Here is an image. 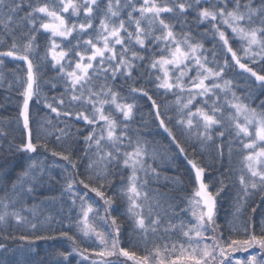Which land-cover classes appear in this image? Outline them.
Wrapping results in <instances>:
<instances>
[{
  "label": "snow or ice",
  "instance_id": "snow-or-ice-1",
  "mask_svg": "<svg viewBox=\"0 0 264 264\" xmlns=\"http://www.w3.org/2000/svg\"><path fill=\"white\" fill-rule=\"evenodd\" d=\"M6 60L21 137L0 125V159L18 155L21 171L0 174V238L27 247L9 259L16 250L0 243V264H45L23 258L56 238L26 208L45 180L69 209L66 224L46 218L72 245L52 264H264V0H0ZM230 72L247 74L243 89ZM141 99L168 149L142 116L136 126ZM49 139L59 180L35 158ZM180 156L187 186L161 167ZM226 196L260 219L222 226Z\"/></svg>",
  "mask_w": 264,
  "mask_h": 264
},
{
  "label": "trees",
  "instance_id": "trees-1",
  "mask_svg": "<svg viewBox=\"0 0 264 264\" xmlns=\"http://www.w3.org/2000/svg\"><path fill=\"white\" fill-rule=\"evenodd\" d=\"M259 2V0H257ZM206 46H210L206 44ZM15 67V64L6 60L5 66H0V73L3 74V81L0 83V125H6L7 131L9 132L8 140H11L13 137H16V143H19V138L21 137V132L19 130L18 125L16 124L14 118L17 116L18 112V102H20V97L17 95L15 89H8V82L12 80V75L10 69ZM238 71V70H236ZM51 74V73H50ZM229 76L234 78V81L240 85V88L243 89L244 80L247 79V74L244 77L235 76V72H230ZM239 94V90H238ZM137 103L140 105V109L137 110L136 115V126H138L141 122V116L143 120L149 124V128L154 133L153 136H149V140H155L157 146L163 151L164 149H168L170 147L169 141L167 139V134L163 132L162 129H157L156 125L152 123V117L149 115L150 109L148 108V104L144 100H138ZM43 115V113H41ZM35 135V134H34ZM7 140L0 139V144H3L5 147L7 146ZM57 145L53 139H49L48 141V149L49 151H44L43 148L38 150V154H36V159L40 161H44L48 166L52 168L51 175L56 177L57 180L60 179V176L63 174L62 168L56 167L54 164V160L50 155V150L56 148ZM169 157L175 155V151H170L168 153ZM189 155H191V150H189ZM6 152H0V157H6ZM20 158L18 155L12 156L8 159H0V164L5 165L4 169H0V174L3 171L11 169L15 167V173L18 174L21 169L17 166L20 163ZM207 163V159L204 160ZM59 164L63 165V161H58ZM161 167L164 168V175L173 178H179L184 181V185L187 186L188 180V168L190 166L187 165L186 160L183 156H180L177 159H169L161 162ZM219 167V165H217ZM225 167H227V163H225ZM179 185H173L166 191H169L173 196L183 195V193L179 192ZM40 195L37 196L34 200L29 199L26 208L35 209L36 216L40 219L41 227L39 228V233L42 235H53L55 239L49 240H38L35 241L33 247L35 248V253L31 255H25L23 258L28 261L37 260L40 257H43L45 260V264H52L53 261L60 259L55 256L57 251H70L71 243L64 238L58 236L56 229L60 228V224L56 222H52L49 227V221L46 219L48 216L53 218V221L64 220V223H67L65 217L69 211L67 205L60 198V184L55 181L48 182L45 180V183L41 187ZM3 195V192L0 191V196ZM231 195V194H230ZM55 197V199H51ZM251 204V202H249ZM259 212V209H258ZM28 216L29 219H32L31 213L27 210L23 213ZM249 218L258 221L260 219L259 215L252 216L251 214V206L244 207L242 213H237L236 207L234 205V200L230 197H224L221 200V206L219 208V222L222 226H226L229 224H234L237 227H241L245 221ZM125 228H128L127 223H125ZM14 235L18 236L21 233H27L29 229L27 227L21 226L16 227L13 225L11 229H9ZM0 243H5L9 249H15V254L10 255L9 259H16L21 257L23 249L27 247V242H21L18 239L16 240H3L0 238ZM23 246V247H22ZM125 246L127 244L125 243ZM138 251H142V249H138ZM258 251L257 249H251L249 253H236V257L238 258H246L249 254ZM72 259V264H76V261L79 257L70 258ZM131 264V262H128Z\"/></svg>",
  "mask_w": 264,
  "mask_h": 264
}]
</instances>
